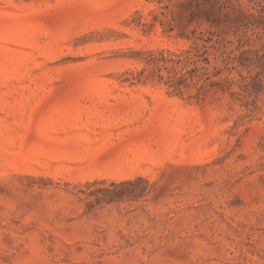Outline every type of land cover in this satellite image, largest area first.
<instances>
[{
	"label": "rangeland",
	"instance_id": "rangeland-1",
	"mask_svg": "<svg viewBox=\"0 0 264 264\" xmlns=\"http://www.w3.org/2000/svg\"><path fill=\"white\" fill-rule=\"evenodd\" d=\"M263 8L0 0V264H264Z\"/></svg>",
	"mask_w": 264,
	"mask_h": 264
},
{
	"label": "trees",
	"instance_id": "trees-1",
	"mask_svg": "<svg viewBox=\"0 0 264 264\" xmlns=\"http://www.w3.org/2000/svg\"><path fill=\"white\" fill-rule=\"evenodd\" d=\"M261 13H263V17H264V8L262 9ZM198 39L204 43V46H203L204 49H209V47L207 46L210 43L209 40H204L203 38H198ZM193 51L195 52L193 58H201L207 53V51L202 52L201 49L198 47V45L195 48H193ZM187 54L189 56L186 57L185 60L186 61L193 60V58L190 57L192 54V51L188 52ZM204 62L207 65H209V60L207 58L204 59ZM193 63H196V62H193ZM209 79L210 78H207V80H209ZM211 84H212V87H215V85H218L217 82H212ZM205 87H206V85H203V88H205Z\"/></svg>",
	"mask_w": 264,
	"mask_h": 264
}]
</instances>
